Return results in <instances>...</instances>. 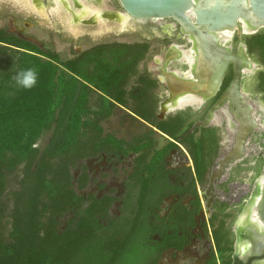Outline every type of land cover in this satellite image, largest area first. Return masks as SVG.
<instances>
[{
  "label": "flooded vegetation",
  "instance_id": "flooded-vegetation-1",
  "mask_svg": "<svg viewBox=\"0 0 264 264\" xmlns=\"http://www.w3.org/2000/svg\"><path fill=\"white\" fill-rule=\"evenodd\" d=\"M54 1L62 13L77 14L75 31L51 12V0L43 1L46 18L37 1L27 15L46 26L52 13L58 34L93 43L65 61L79 59V91L88 104L75 154L65 156L72 163L71 188L83 206L64 214L59 233L91 210L97 222L88 233L103 238L107 249L117 244L123 256L136 255L134 264H222L215 240L219 231L223 243L227 238L232 243V264L238 241L234 214H242L264 174V108L258 97L243 91L246 77L258 67L264 71L247 45L264 29L249 34L238 24L224 43L234 58L212 90L218 70L196 61L194 42L176 20L122 18V7L114 11L109 0ZM237 30L240 40H235ZM132 35L139 41L123 40ZM95 49L100 50L89 53ZM145 50L143 60L136 61ZM172 78L188 81L189 90L171 89ZM257 87L264 95L262 79ZM92 100L99 102L97 111ZM48 135L46 145L52 131ZM243 171L252 176L245 179Z\"/></svg>",
  "mask_w": 264,
  "mask_h": 264
},
{
  "label": "trees",
  "instance_id": "trees-1",
  "mask_svg": "<svg viewBox=\"0 0 264 264\" xmlns=\"http://www.w3.org/2000/svg\"><path fill=\"white\" fill-rule=\"evenodd\" d=\"M247 45L264 66V31L250 37ZM8 53L15 55L9 62L17 57L20 66L11 70L12 63L7 69L0 62V264H134L136 255L123 256L117 244L107 249L103 238L88 233L97 222L91 210L67 232L58 230L66 212L83 206L71 188L72 163L65 158L75 154L88 104L79 91V59L65 62L53 51L0 30V58ZM146 53L135 60H143ZM15 82L18 88L9 86ZM51 131L49 144L37 147ZM21 165L22 178L11 193L10 207L5 200L8 174ZM215 238L222 264H230L231 241L223 243L219 231Z\"/></svg>",
  "mask_w": 264,
  "mask_h": 264
},
{
  "label": "water",
  "instance_id": "water-1",
  "mask_svg": "<svg viewBox=\"0 0 264 264\" xmlns=\"http://www.w3.org/2000/svg\"><path fill=\"white\" fill-rule=\"evenodd\" d=\"M126 15L135 20L172 18L182 25L184 34L189 35L196 49V61L209 63L218 75L213 89L227 64L234 58L229 48L220 40L225 31L236 30L238 24L246 23L251 34L264 29V0H118ZM181 54L178 56L180 58ZM237 74L236 84L241 80ZM214 79V77H213ZM171 89L189 90V82L175 78L169 80ZM177 89V90H178ZM175 92H179V91ZM264 175V174H263ZM256 212V219L252 210ZM249 213L254 226L264 228V183L259 186L239 215L236 223L238 241L232 264H264V232L243 226L242 218ZM254 220V221H252Z\"/></svg>",
  "mask_w": 264,
  "mask_h": 264
},
{
  "label": "rangeland",
  "instance_id": "rangeland-1",
  "mask_svg": "<svg viewBox=\"0 0 264 264\" xmlns=\"http://www.w3.org/2000/svg\"><path fill=\"white\" fill-rule=\"evenodd\" d=\"M16 4H18V7L11 3L10 0H0V29L3 30H8L11 33H19V35L25 39H30L43 49H50L51 51L57 53L60 55L61 59L66 61L69 59H73L77 56L79 51L84 50L80 48H86L93 43H91L90 39L88 38H75V39H67L64 34H58L60 30L55 28L53 24H55L54 21V15L50 13V17H48V21L45 23L47 24L46 26L42 25L40 22L39 18L37 16H28L27 14L34 12L30 5H33L36 7V4L33 3L34 1H37L40 5L39 12L46 18V8L43 4V1L39 0H13ZM55 7L52 8L51 12L56 14L58 17L59 21L66 27H69L70 30L75 31L77 29V19L78 16L75 13L70 12L69 10L66 9V13H62L61 11V5H58V2L51 0ZM110 5L113 7L114 11H122L121 5L119 4L118 0H109ZM38 5V8H39ZM23 8L24 11L20 8ZM84 30H89L90 28H87L86 26H82ZM59 30V31H58ZM21 31V33H20ZM61 32V31H60ZM241 31L237 30V32L234 34L235 35V40H240L241 39ZM126 40L128 42H137L139 41L138 37L136 35L128 36L126 37ZM153 46L159 45L158 41H154L152 43ZM154 52H151L153 55ZM15 57L14 54L8 53L5 56H2L0 58V62L2 63V66L4 68H7L11 63V70H17L20 66V62L18 61V58H14V61L11 63L9 62V57L12 58ZM3 60V61H1ZM8 69V68H7ZM262 68H257L256 70L253 71V74L251 77H246L244 80V85H243V91L246 94L248 98H251L253 96L258 97L256 99L257 102H261L260 104L264 108V95H259L258 93V80L262 79V83L264 85V71L261 70ZM261 71V72H260ZM30 80V79H29ZM3 83V78L2 76L0 77V86ZM10 87H16L18 88V83H11L9 85ZM99 102L92 100L91 101V108L92 110H98ZM264 122V118H263ZM51 135V134H50ZM50 135L46 136L39 142V146L44 147L48 139L50 138ZM252 161L250 160L248 163H245L246 165H250ZM22 169L23 165L19 166L15 170L9 172L8 174V192L5 196V200L9 202V205L11 207L10 203V196L11 193L17 189L19 181L22 178ZM243 177L245 179H248L252 176L251 171H243L242 173ZM240 213L236 212L234 214V220H237L239 217ZM10 222L11 220L8 219L6 229H10Z\"/></svg>",
  "mask_w": 264,
  "mask_h": 264
},
{
  "label": "bare ground",
  "instance_id": "bare-ground-1",
  "mask_svg": "<svg viewBox=\"0 0 264 264\" xmlns=\"http://www.w3.org/2000/svg\"><path fill=\"white\" fill-rule=\"evenodd\" d=\"M131 18L129 15H124V16H122V18ZM244 28L246 29V31L249 33V34H251L249 31H248V29H247V25H246V23H244ZM234 31H225V32H223V33H221L220 35H219V37H220V40L222 41V42H224V43H226L227 42V40L229 39V36L230 35H232V33H233ZM181 55H183V54H181ZM186 56V55H185ZM184 55L183 56H180L181 58H184L185 57ZM186 60L187 61H189V59L186 57ZM253 68H254V66H253ZM248 71H250V69L248 70ZM264 183V175L261 177V179H260V182H259V186L261 187V185ZM252 214L254 215V219H256V212H255V210L253 209L252 210ZM250 214L249 213H246V215L242 218V221H241V223H242V225L243 226H247V225H249V227L251 228V229H256L258 232H264V228H262V226L260 227L259 225L258 226H254L253 224H251V222H250V216H249ZM252 221H254V220H252Z\"/></svg>",
  "mask_w": 264,
  "mask_h": 264
}]
</instances>
